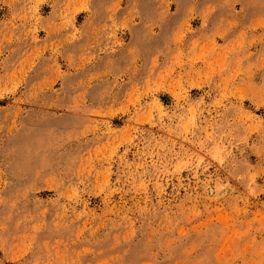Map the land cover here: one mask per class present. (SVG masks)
Listing matches in <instances>:
<instances>
[{
    "label": "rangeland",
    "instance_id": "1",
    "mask_svg": "<svg viewBox=\"0 0 264 264\" xmlns=\"http://www.w3.org/2000/svg\"><path fill=\"white\" fill-rule=\"evenodd\" d=\"M0 264H264V0H0Z\"/></svg>",
    "mask_w": 264,
    "mask_h": 264
}]
</instances>
